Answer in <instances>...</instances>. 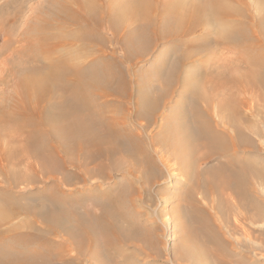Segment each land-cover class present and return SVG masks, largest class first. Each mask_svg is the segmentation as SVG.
Masks as SVG:
<instances>
[{
	"label": "bare ground",
	"instance_id": "6f19581e",
	"mask_svg": "<svg viewBox=\"0 0 264 264\" xmlns=\"http://www.w3.org/2000/svg\"><path fill=\"white\" fill-rule=\"evenodd\" d=\"M42 2L39 8L36 7L31 23L27 25V22L26 30L18 29V34L23 37L19 38L22 43L17 47L8 48V45L9 35L17 27L19 17L0 23L2 29L8 24L0 44V52H8L0 77V83L4 85L0 92V264H77L78 260L75 262L57 248L58 243L65 245L68 252L72 244L77 245V255L82 256L85 242L90 254L98 248L105 264H119L113 257L123 255V248L117 247L116 243L131 238L136 231L143 236L141 245L153 248L159 254V234L151 236L148 231L140 230L131 211L142 208L143 196L153 202L149 186L161 176L144 132L148 125L157 122L160 106L164 110H173L174 105L170 102L177 92L178 98L187 100L184 121L177 128L173 124L167 125L166 137L172 141L183 140L177 151L198 157L199 163L223 155L225 159L228 155L229 160V147L244 142L246 135L234 116L230 118V131L225 127L219 129L213 121L212 110L231 105L235 92H245L256 86L264 89V78L251 72L238 74L237 71V77L232 74L204 76V85L196 77L188 80L185 61L218 43L234 48L248 38H257L259 32L264 37V13L255 21L250 17L248 22L234 20L235 15L248 17L246 0ZM228 4L246 8L236 12ZM167 46L171 48L170 52H161ZM158 48H161L160 56L153 55L151 59L160 65L148 76L157 74L159 83L144 89L138 74L134 70L131 73L130 67L125 71L123 63L133 66ZM116 50H121L122 55ZM54 52L65 56L49 59V54ZM72 52L89 53L90 59L80 61L74 57L70 65L72 57L66 54ZM128 74L137 77L131 82ZM214 77L217 78L213 80ZM155 78L151 77L150 81ZM221 87L235 92L225 99L207 92L213 88L219 91ZM94 92L104 98L111 95L113 106L110 105V109L107 106L105 110L106 102L101 101L102 98H99L100 102L90 98ZM159 158L170 173L169 158L164 159L162 155ZM222 161L217 166H205L202 173L208 175L195 186L221 192L231 189L240 196L244 190L241 185L244 171L229 168L235 160L231 163ZM114 173L132 175L134 180H115L108 194L97 193L94 188L74 192L61 190V185L72 180L86 183L94 174L112 180ZM51 178L58 182L43 193L33 190L35 184ZM25 188L29 190H23ZM48 192L60 196L54 200ZM153 192L160 203L167 198L176 201L178 196L163 190L159 183ZM193 194L191 189L185 190L188 211L183 219L188 222L194 221V213L200 211ZM37 195L42 197L37 204L21 202ZM87 199L93 207L81 214L78 209ZM95 206L98 212H92ZM161 213L162 209L156 215ZM17 215L25 217H22V223L11 222ZM20 228L25 229L16 231ZM59 234L62 240L57 243L53 235ZM135 246L138 248L137 244ZM184 253L195 264H200L201 256L192 250V246Z\"/></svg>",
	"mask_w": 264,
	"mask_h": 264
},
{
	"label": "rangeland",
	"instance_id": "374dc122",
	"mask_svg": "<svg viewBox=\"0 0 264 264\" xmlns=\"http://www.w3.org/2000/svg\"><path fill=\"white\" fill-rule=\"evenodd\" d=\"M260 1L264 2V0H246L247 8L237 4H235V6L228 5L235 9L236 12H240L246 8L248 17L242 18L240 15H235L233 18L236 21L243 19L244 22H248L250 18L255 21L259 15L264 13V4L262 2L263 5H260ZM42 4V0H0V23H7L9 20L19 17L16 22L18 28L16 27L15 30H11L14 34L10 33L9 35L11 40L8 48L17 47L19 43H22L19 38H22L23 36L22 34H18V29L21 31L26 30L25 26L27 22H29L27 24L29 25L36 14V7L39 8ZM5 26L6 29L0 28V44L3 43V38L6 35L5 31L8 30V24ZM255 38H248L239 42L234 48H232V45L218 43V45L214 47L211 46L212 48L209 47L198 55L188 58L185 61L187 71L186 76L188 80H192L196 77L204 84L203 80L205 77L213 75L218 76V74L223 76L232 74L231 76L235 75L237 77L238 74L244 72H251L254 75H260L264 78V37H262V34L259 32L258 37ZM167 47L163 49L158 48L156 51L145 55V58L132 64L133 66H127V63H123L125 71L127 70V67H130L131 73H133L134 70V73L138 74V79H140V83L144 89H150L157 86L159 83L157 74L154 76V73L151 76L152 78L157 76L155 80L153 79L154 81H150L151 77L149 78V76L153 73L152 71L154 69L159 67L160 62L154 63L151 57L153 55L159 57L161 52H170L171 48L169 46ZM160 49L162 50L161 52ZM116 51L120 56L123 53L121 50ZM6 53H8L7 50L0 52V77L3 75V69H1L2 65L4 62H7ZM93 53L98 55L100 52ZM88 54L89 53H84L83 55L82 52H72L71 55L66 54V56L72 57L70 58L71 60L69 63L71 65V62L74 61V57V59H80V61H87L86 59H90V54ZM60 56H65V54L54 52L53 54H49V59H54ZM246 67L250 68L247 70ZM237 71L239 72L238 74ZM131 75L132 74H128L127 77L130 76L129 78L132 82L137 76ZM216 78L217 77H214L213 80ZM253 80L255 81V79ZM3 86L4 85L1 82L0 92L2 91ZM179 90H181V88ZM230 90L232 89L221 87L219 88V91H214L213 88V90L208 89L207 92L225 99L227 98V95L229 96L231 93L235 92ZM235 93L236 95L232 96L234 101H231V105L220 110L214 107L212 110L213 121L219 126V129L225 127L230 131L232 129L231 119L234 116L233 119L240 124L246 135V140L244 142L236 144L235 147H229V160L228 155L226 159L223 155L218 159H212L209 161L205 160L199 163L200 160L198 161V157L192 158L191 155L187 154L185 151L179 153L177 147L182 144L183 140H169L166 137L165 131L167 125L173 124V126H176L175 128L182 125L184 121V118L182 117L186 112L187 100H181L178 98L176 92L170 102L171 105H174L173 110H164L162 106H160L158 111L160 116L157 122L148 125L144 135L147 138L146 143L149 147L150 154L151 156H154L153 158L159 168L161 176L154 179L157 181L149 186L152 197L154 198L153 202L151 203L150 201H147L143 196L142 201H140V207L142 208H134L131 210L134 219L136 220L135 223L140 226V230L143 229L148 231L151 236L159 234L157 236L160 240L158 244L160 247V253H155V249L153 248L150 249V247H143V245H141L143 236L139 231H136V234H132L131 238L129 237L123 242L118 241L116 243L117 247L120 249L123 248V255L118 254L114 256V261H117L119 264H141V262L145 261L150 264H195L191 258L184 256V250H187L188 246H192V250L199 253V256H201L199 259L200 264H264V89L260 86H256L254 89ZM110 97L112 98L111 95L106 96L105 98L104 96H98L96 92H94V94L91 93L90 95V98H93L94 101L96 100L98 102H100L99 98H104L103 100L101 99V101L106 102L104 106L105 110L108 108L110 109V105L114 103L113 100H110ZM107 99L110 101H107ZM107 106L109 107L105 108ZM167 147L170 149H167ZM160 155H162L164 159L167 157L169 158L167 159V161L170 162L168 164L172 165L170 166L172 170L171 172L175 175H170L171 172L169 173L166 165L160 162ZM233 160H235V162H232ZM221 161H228L227 163L230 161V163H234L233 165L229 164V168L232 167V169H234L233 171L239 170L240 168L244 171L241 183L242 189L244 190L240 196L236 195L231 189H225L221 192L219 189L217 191L208 189L203 190L202 188H197L195 186L196 182L200 181V183H202V180L207 177L208 174L202 173V169L205 168V166H217ZM176 168H179V170H176ZM230 170L231 169H229V171ZM135 174L139 175L137 172ZM126 175L127 174L124 173H114L111 180L94 174V176L86 183L82 180H72L73 182L71 181V183L61 185V190L69 192V189H71L70 192H74L78 189L90 190L94 188L97 193L101 194L103 192L108 194L114 187L115 180L128 178V180H134V176ZM56 176H60V174H57ZM57 182L58 179L51 178L46 182L42 181L35 184L33 190L43 193L48 187ZM137 182L138 181H136V183ZM156 183L161 184L163 190L166 192L169 191L175 194V196L178 195L176 201L167 198V201L164 202L162 200L163 203L161 202V204L158 195L153 192L156 189ZM22 185L23 184H21V186ZM22 187H24V185ZM186 189H191L193 191L194 203L200 209V211L194 213L196 219L191 222L183 219L184 214L188 211L186 205L188 202L185 200L184 196ZM23 190L29 189L25 188ZM48 194L54 200L60 196L59 194L55 195V193L53 194L50 192H48ZM40 198L42 197L37 195L33 199L21 200V202L28 201L34 205L38 203ZM174 201L177 202V204L173 206V203H175ZM90 206L91 208L93 207L89 199L83 201L78 209L79 213L84 214ZM160 209L163 210V213L158 216L156 215V212H159ZM98 211L99 210L96 206L92 209V212ZM22 217L25 218L23 215H17L11 220V222L18 224L22 223ZM120 223L123 228H127L124 222ZM23 229L25 228H20L16 231H22ZM59 236H61V234L53 235V240L57 243L62 240V237ZM62 236L64 237V235ZM85 243L87 244V242ZM85 243H83L85 253L82 256L77 255V245L75 244H72V247L70 248L72 251L69 250V252L66 250L65 245L62 246L60 243H58L57 248L66 252L67 256L69 255L75 262L78 260L77 264H105L103 254L98 248H96L97 250L94 249L92 251L93 253L90 254V251H87L85 248ZM135 243L138 245V248L135 246ZM128 258L130 259L128 260ZM139 259L142 261H139Z\"/></svg>",
	"mask_w": 264,
	"mask_h": 264
}]
</instances>
